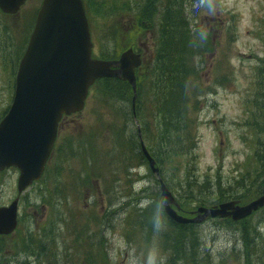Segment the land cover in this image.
Instances as JSON below:
<instances>
[{"label":"rangeland","instance_id":"1","mask_svg":"<svg viewBox=\"0 0 264 264\" xmlns=\"http://www.w3.org/2000/svg\"><path fill=\"white\" fill-rule=\"evenodd\" d=\"M41 3L28 0L13 16L0 12V121ZM87 3L93 58L116 60L132 48L147 64L136 72L133 109L125 81L127 90L95 82L84 110L61 121L57 150L40 181L18 195V171L0 172V207L19 198L16 231L0 236V264H264V208L238 223L174 225L163 213L157 177L130 142L156 155L172 207L185 217L233 199L228 193L246 195L233 199L241 204L256 198L264 169V0ZM141 11L148 28L135 21ZM169 12L183 17L182 41L176 28L164 34ZM180 55L190 103L175 123L180 132L171 133L181 148L172 156L157 153L148 101L163 62L179 68Z\"/></svg>","mask_w":264,"mask_h":264},{"label":"water","instance_id":"2","mask_svg":"<svg viewBox=\"0 0 264 264\" xmlns=\"http://www.w3.org/2000/svg\"><path fill=\"white\" fill-rule=\"evenodd\" d=\"M25 0H0V10L16 14ZM92 44L81 0H43L25 52L15 76L12 103L0 121V172L18 170V194L38 181L51 155L58 124L63 116L82 111L88 89L103 78L127 82L134 93L139 54L128 49L115 61L91 58ZM151 172L155 162L140 142ZM163 211L177 224H195L205 218L243 220L264 207V194L247 204L228 201L209 208L199 207L195 218H185L173 208L171 192L157 177ZM264 186V179L262 181ZM18 198L0 207V236L11 234L17 225Z\"/></svg>","mask_w":264,"mask_h":264},{"label":"trees","instance_id":"3","mask_svg":"<svg viewBox=\"0 0 264 264\" xmlns=\"http://www.w3.org/2000/svg\"><path fill=\"white\" fill-rule=\"evenodd\" d=\"M82 1L84 3V7L87 13L89 23L90 25H92V18H93L92 11L89 9L87 0H82ZM106 1H108L110 6H113L111 0H106ZM104 3L105 2L103 1V4ZM124 10H125L124 5L120 6L119 11H124ZM142 15H144V11H141V15L139 14L137 17H135V21L139 25V27L148 28V26L144 22L140 21V17H142ZM162 25L164 26V34L168 33V35L171 33V28H176L177 30L174 31L173 33L178 34L180 36L181 38L180 41L184 39V34L188 33L184 25L183 17L179 15L177 12H169ZM181 49L182 47L179 48V51ZM165 55L167 56L166 53L163 54L161 60L164 59ZM112 57L114 56L101 55V58L104 60H111ZM169 61L171 60H168V62H163L161 73H159L157 76L154 75L153 79L151 80L152 81L150 84L151 95L149 97L148 105L150 106L149 115L152 121L155 120L156 122L155 128H156V134L158 135V146L160 149L157 151V153L160 151L162 152L163 150H168L169 152L172 151L171 152L172 156H177L179 154L178 151L181 148L177 145V141L173 140L171 133L176 135L180 132L177 126L175 125V123L177 121H180V118H182L183 115H185L186 105H189L190 103V100L187 97V88H186V86L189 85V81L186 80V72H185V67L183 65L184 58L181 57L180 55V59H177V62L180 65L179 68L170 69ZM146 65H147L146 62L144 61L143 65L136 72H138ZM103 84H105L106 86H112L113 90L117 88H124L126 90L129 89V86L125 82L123 83L121 80L114 78L99 80L97 81L96 86H100ZM103 97L105 98V100H108V94H104ZM262 103L264 105V99ZM138 109L139 106L136 108L137 115H138L137 113ZM131 114L133 116L134 114L133 110L131 111ZM137 117L139 118V122H140L142 119L141 115L139 114V116ZM143 131H147L145 122L143 123ZM132 135L134 137L137 136V134H132ZM130 142L131 144L132 143L135 144V148L133 149L134 153L136 154L138 151V154L142 156L139 148H137L136 145L137 142L135 140L133 141L132 138ZM56 150L57 149H55L53 153H55ZM148 152L156 162V155L151 150H149ZM258 157L259 156H257V160ZM141 159L144 160L143 156ZM263 167H264V163H262V168ZM263 178H264V169H261L259 182L254 187L256 194L255 197L260 196L261 194L264 193V188L262 186ZM243 193L248 194V192H243ZM229 195L233 196L232 197L233 199H241V200H245L247 197L246 195H234L230 193L225 194V197ZM233 199H227V200H233ZM177 226H188V225H177Z\"/></svg>","mask_w":264,"mask_h":264}]
</instances>
